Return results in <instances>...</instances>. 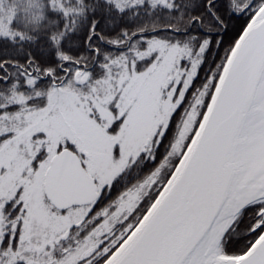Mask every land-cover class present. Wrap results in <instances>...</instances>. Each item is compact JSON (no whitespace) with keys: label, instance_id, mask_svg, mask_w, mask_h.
Masks as SVG:
<instances>
[{"label":"snow or ice","instance_id":"obj_1","mask_svg":"<svg viewBox=\"0 0 264 264\" xmlns=\"http://www.w3.org/2000/svg\"><path fill=\"white\" fill-rule=\"evenodd\" d=\"M0 264H264V0H0Z\"/></svg>","mask_w":264,"mask_h":264}]
</instances>
